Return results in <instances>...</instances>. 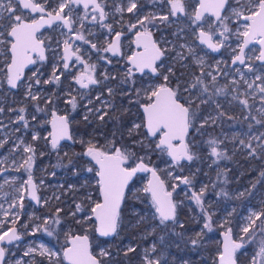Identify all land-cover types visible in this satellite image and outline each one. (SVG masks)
Wrapping results in <instances>:
<instances>
[{"label":"rangeland","instance_id":"1","mask_svg":"<svg viewBox=\"0 0 264 264\" xmlns=\"http://www.w3.org/2000/svg\"><path fill=\"white\" fill-rule=\"evenodd\" d=\"M118 1L119 3H115L114 8L109 11L113 18L116 16V19L113 21L101 22L98 16L96 21H93L92 18L84 20L80 12L77 13L76 23L78 30L84 37H90L89 41L91 43L96 44V49H92L90 45L87 46L83 41H74L73 44L74 48L77 46L80 48L78 54L81 55L82 59L87 64L95 65L93 75L97 76L98 83L88 89L80 88L74 80L75 76L85 71L84 64L76 63L74 60L68 70L63 68V41L68 38L69 34L62 33L60 32L61 30H59L58 36L52 35L53 44L51 45L52 53L50 54L51 68L49 71H41L42 67L33 69L27 77L26 83H22L20 86V92H13L7 86V72L5 71V68L10 63V52L8 50V41H10V38L0 37V39L5 40L4 44H0V108L4 109L3 112H0V144H2V146H0V234H3L13 227H17L21 235L20 240L16 244L5 247L7 249L5 264H56L57 261H59V264H66L63 258V251L68 243V238L75 233H79L76 228L77 224L79 223L83 227L82 233H87L92 226H94L95 232L96 226L94 220L87 219V217L91 216L90 209L94 206V203L100 202V191L97 183L98 177L93 174L92 171H88L91 167L90 164L85 161H81L79 166L75 167L70 173L60 171L59 167L62 166L60 163L67 164L73 161L74 148L70 144H64L56 150L52 149L49 140L50 132L49 129L45 127V123L50 120L53 111L68 115L72 123L86 121L88 126L91 127L90 135L84 137L83 134L75 132L74 136L76 142L84 143L86 147H88L90 141L101 150H104L103 147H105L106 142L100 141L97 137L105 138L106 136L96 132L97 122L101 120L99 116L107 113L110 108H113V111L122 109L123 112H131L133 117L129 131L133 136H137L135 140L132 141V144L143 146L149 151V154H153L155 150L161 152V150L156 147L158 137L156 139H150L146 134L141 133V127L133 129L134 124H140L142 126L141 119L135 114V103L137 100L132 96L136 88L135 83H140L141 80L135 77V75L128 76V68L130 66L127 65V63L124 64V66H120V63L112 58L110 52L102 51V44L105 41L100 39L105 34L104 28H108L107 25H110L112 29L111 32L115 33L117 29L126 27V23L130 21L128 24L129 28H127V31H129L132 24L139 26L140 24H138L137 21L144 16L151 15L152 12L149 9H145L143 12H140L136 18L130 20L126 17L128 13L126 9L129 6V0ZM252 6L251 0H234V5L230 8V20L233 21V23L230 22V24L234 25L233 35L236 40L234 42L235 50L237 49L238 43L241 41V38H238V33L244 30V22L242 21V17H237L234 14L233 10L245 14L247 9ZM118 8L122 9V11H117ZM17 14L21 13L18 12ZM160 14L163 15L162 9L160 10ZM23 15H25L24 11ZM7 23L8 21L6 19L0 20V24ZM81 23H83V28L80 27ZM167 25L170 26L171 34V39H168V41L171 45H177L179 39L182 37L181 32L184 23L181 21H171L168 22ZM0 31H4V29L0 28ZM107 37L108 35L106 33L105 38ZM195 43L198 44L197 41ZM183 46V49L178 48L175 53L168 56L165 67L166 71L171 68L172 72L177 66L187 70L188 77L179 81L187 80L185 84L191 85L195 83L198 77L196 76L197 73L195 72V68L197 67L200 69L207 66V64L204 58H202V55L198 57L192 52L193 49L189 44H183ZM98 49L100 51H97ZM257 56L258 53L255 52L250 55L251 64L253 63L252 60H256ZM189 57L190 59H188ZM200 59H202L203 63L197 62ZM250 68L252 69L253 66L251 65ZM54 69L55 75L60 77L58 82L55 81L53 77ZM252 71L254 72L247 76L244 70H236L237 73H235L232 79V90H236V92H234L235 95L231 92L228 94L227 102L229 105L238 104L240 102L238 85L239 83L243 85V80L244 85L248 88L250 84L252 85L250 88V95L253 96V94H255L258 97L260 96L261 100L264 101V93L259 91L260 87H264V72L262 70ZM33 73H35V75H33ZM184 74L185 72H181V75ZM257 77H260V79H257ZM37 79L40 81L39 84L36 83ZM210 79H212V76ZM45 81L52 82L45 83ZM60 83V90L52 86ZM29 84L32 86V94L36 95L38 100H42L41 103L33 105L32 108L30 106L32 102L30 101L34 100L27 94L29 91ZM109 89L112 90L111 93H109ZM241 93L244 94L245 92L242 91ZM53 94L56 95L54 101ZM73 98L76 104L75 108H73L72 104L69 102L73 100ZM52 102H54L53 105L51 104ZM216 103L220 106L219 100ZM21 108L24 109L23 112L19 111ZM97 109H99V111H97ZM257 111V115L264 117V104H260ZM21 115L24 117L23 121L19 120V116ZM218 117V115L213 116L214 119H218ZM15 123L16 125H14ZM17 131L20 133L18 136L16 135ZM240 133V142L235 147V149H239L240 154L245 153L244 156L248 158L252 155V149L264 153V131L261 132L260 135L255 132H250L249 135L244 131ZM33 136H36L37 139L34 140ZM246 138L252 141L250 147L245 145L244 139ZM35 141H38L37 144H35ZM241 141H243V143H241ZM7 145L8 147H6ZM25 146H31L35 150L31 175L37 184L38 197L40 198L38 205H35V203L28 198V193L26 191L23 192V201L21 202L19 199L21 193L18 189H21L23 182L28 179V171H26L24 167H21V165L28 155H32L31 153L24 152ZM231 150L233 151V148H231ZM205 154V160L214 161L216 159L211 155L210 150H206ZM42 159L45 163L38 162V160ZM156 168L161 173L168 191H170V189L167 183L171 184L172 189L185 185L180 179H175V177L181 176L178 173L176 164H174L172 160L169 159L168 162H164ZM216 168H219V166H216ZM7 172H10V174H5ZM2 173L4 174L2 175ZM147 179V175L137 174L131 181L127 193L131 197L138 199L140 197L145 198L146 192H144L143 189L147 186ZM205 184V186H207L208 183L205 182ZM187 193V189L184 188L179 195L178 202L175 201L173 197L174 203L177 206L179 203L187 208L191 207L190 200L186 197ZM65 194L70 195L69 197H64ZM254 197V201L249 204L243 216L242 228L249 224V217L252 216V213L259 212L264 205V190L258 191ZM142 202L145 205V210L139 220L155 221L157 218L159 219V216L155 214V209L151 202L144 199ZM21 203L23 205L22 207ZM78 204L81 205V211L76 210V205ZM210 205H212V202H210ZM57 210H59V212ZM212 210L214 213L219 214L218 219L222 224L226 223L229 214H231L230 205L217 206ZM51 211L53 215L49 214ZM73 213H75V215H73ZM70 217H76L77 219L76 221H68ZM193 217L195 216L193 215ZM56 220H59V223H56ZM46 221L47 223H45ZM195 222H198L197 218ZM152 224L151 222L149 227ZM49 232H51V235H49ZM149 234L150 233L139 234L136 237V239L140 241L145 264L146 256L153 260H160L155 254L156 241L150 246H146L145 241ZM196 234L200 235L201 238L202 227L200 225L197 227ZM99 238L100 237L96 235L94 239L95 244H98L99 247L97 254L99 255L103 249L109 255V243H104L99 240ZM109 240L112 241L113 238ZM41 245L56 252L57 256L50 259L47 254L41 255ZM124 246L128 249L130 247L132 248L134 245L128 242L125 243ZM30 248L35 249V251L25 255ZM220 253L221 249L219 248V250H217V256ZM243 254L247 255L246 252ZM215 261L217 262V260ZM164 264H189V261L175 255L171 259L165 258Z\"/></svg>","mask_w":264,"mask_h":264},{"label":"snow or ice","instance_id":"2","mask_svg":"<svg viewBox=\"0 0 264 264\" xmlns=\"http://www.w3.org/2000/svg\"><path fill=\"white\" fill-rule=\"evenodd\" d=\"M165 2L170 6L168 15L159 17L156 15L144 16L137 21L143 28V31H137L136 44L137 47H142L143 51L128 57V61L131 65V67L128 68V76H133L135 73H151L153 76H162L163 83L156 84L145 91L146 102L140 105L144 114L143 127L146 129L147 136H158L156 147L161 151H166L172 158V162L179 165L182 160L192 161L194 159V155L190 153L188 145L185 143V136L190 126H192L193 118L196 114L192 111L194 100L183 97L180 94L179 86H177V88L170 87L169 75L160 71V69L163 68L162 57L164 56V50L158 47L156 42L152 40L151 32L148 31L146 26V22L151 23L156 19L167 21L169 16L176 17L177 14H187L184 0H165ZM226 3L227 0H197L191 16L192 23L196 24L200 29L197 36L199 42L206 45L207 48L211 49L213 52L219 51L223 46L224 40L228 39L226 34L229 32V28L224 24V20L228 19V17L221 15L222 10H226ZM251 3L253 6L247 9V15L233 10L237 17H242L246 22L244 24V30L238 33V38H242V43L239 46V54L234 56L232 61L233 64L237 62L240 64L245 63L244 49L253 41L261 46L259 56H257L256 59L264 61V0H251ZM80 4H82L85 9V16L82 19H87V10L89 8H91L92 13H94L92 15L93 21H96L98 16L99 20L102 22L107 16L105 6L101 0H59L58 8L52 11H48L45 4H42L39 0H0V20L6 19L8 21L7 24H0V28L4 29V31H0V37H11V40L8 41V44H10V49L8 50L11 56L10 63L7 65V84L11 88H16L18 86L17 82L21 80L24 68L28 64L36 63L33 54L41 61L45 59L44 42L37 37V32L45 25L51 27L55 22H60V24L67 29L69 34L68 38L63 41V68L68 70L70 68L69 61L75 57V62L84 64L85 67L84 72L74 77L75 83L82 89H87L90 85L98 83L93 75L95 65L87 64L82 59L81 55L77 54L80 52L78 46L73 49L74 41H83L85 44H90L92 49H96V44L86 40L80 31L74 28L76 21L72 16V5ZM66 9L67 11H65ZM135 9H137V0H129V6L126 11L132 13ZM24 10H27L29 13H39V19H32L31 22H26V18L23 15ZM117 11H122V9L118 8ZM18 12L21 14H17ZM206 13L215 17V21L219 22V26L222 28V30L219 31V36L223 37V40L214 42L213 37L217 34V30L213 23H209L208 30L204 29L203 24L198 23L205 20ZM136 26V24H132L130 27L136 28ZM80 27L83 28V23H81ZM107 27L111 32V26L107 25ZM120 41L121 33L115 32L114 39L108 42L107 47L103 48L102 51L118 55L120 52ZM4 43L5 40L0 39V44ZM182 47L184 46L182 45ZM97 51L100 50L98 49ZM158 61H161V63L158 64ZM197 62L203 63L202 59ZM249 70H251V68ZM167 71L171 73L172 69L169 68ZM33 75H35V73H33ZM209 75L211 74L209 73ZM53 77L57 82L60 79L58 75H55V69ZM212 79L215 80V77L213 76ZM257 79H260V77H257ZM50 82L52 81H45V83ZM36 83H40L39 79L36 80ZM203 84L204 81L197 77L196 82L191 84L189 88H185L184 92H191V89H195L197 85ZM31 87V84H29V91L27 94L31 99L36 100L37 96L32 94ZM251 87L252 85L250 84L249 88ZM111 91L112 90L109 89V93H111ZM207 91V86H204L203 92ZM259 91L264 93V87H260ZM69 102L72 104L73 108L76 107L74 98ZM201 103H206V101L201 100ZM241 103L245 106L247 105L246 100L241 101ZM3 111L4 109L0 108V112ZM19 111L23 112L24 109L21 108ZM97 111H99V109H97ZM104 115H106V113L100 115L99 119L103 120ZM19 120H24L23 115L19 116ZM205 123H207V120H205ZM52 127L53 132L50 133V136L51 147L53 149L57 148L61 139L66 137L71 139V137L68 136L67 116H57L53 113ZM140 127V124L133 125V129H138ZM33 139L35 140L37 137L33 136ZM177 140L180 142L179 146L173 143V141ZM216 143V141L210 142L212 146L211 155L215 156L217 159H222L224 158V153L217 149L215 146ZM241 143H243V141H241ZM0 146H2V144H0ZM24 152L31 153L32 155H28L21 165V167H24L25 170L28 171V179L23 182L22 188L18 189L21 193L19 199L21 202L23 201V192L26 191L32 200L39 202L40 198L37 195V184L34 183L31 175L35 150L31 146H25ZM84 155L91 157V159L95 161V164L98 165L96 176L99 178L97 183L99 185L102 202L94 203V206L90 209L91 216L87 217V219L94 218L97 225L95 231L98 232L100 236L107 237L116 233L120 219L121 203L125 198V189L138 172H150L152 175L153 179L149 181L148 186H146L143 191L151 194L152 206L155 209V214L159 216L160 224L163 225L167 221H175L177 205L171 199L172 193L164 191V181L160 179L153 168H150L144 162L143 157L139 158L138 161H134L133 166L128 163L133 154L129 153L126 148L116 147L113 143L109 150L104 151L90 141ZM92 170V168L88 169L90 172ZM262 175H264V173H262ZM175 179H180L184 184L190 183L187 177H175ZM202 195L203 189L200 194H192L196 204L201 207H203ZM22 206L21 203V207ZM76 210L81 211V205H76ZM57 211L59 212V210ZM73 215H75V213H73ZM262 217H264V211L252 213V216L249 217V224L242 228V233L244 235L240 237L241 242L233 240L232 229H227L224 233L223 251L219 254V264H235V253L237 250L243 248V241L249 236L250 231L255 230L256 221L261 220ZM45 223H47V221ZM56 223H59V220H56ZM262 224H264V220H262ZM204 227L210 228V224L206 223ZM9 231L11 234H9V232L0 234V242L7 240L8 243H11L19 239L14 228ZM261 233L264 235V228L261 229ZM49 235H51V232H49ZM69 243L71 246L65 248L63 252V258L68 261V264H102V260L93 255L90 251L89 237L87 234L74 235L70 238ZM192 244H197V240L193 239ZM134 250V248H128V251ZM33 251H35V249L30 248L25 255ZM40 254H47L50 259L57 256L56 252L45 248L43 245H41ZM99 255L100 257H104L107 256L108 253L102 249ZM257 255L261 257L258 264H264V240L260 242ZM4 256L5 249L0 247V264H4ZM145 259L146 264H160L159 259L153 260L147 256ZM56 264H59V261H57ZM253 264H257L255 258Z\"/></svg>","mask_w":264,"mask_h":264},{"label":"trees","instance_id":"3","mask_svg":"<svg viewBox=\"0 0 264 264\" xmlns=\"http://www.w3.org/2000/svg\"><path fill=\"white\" fill-rule=\"evenodd\" d=\"M176 68L180 70V67L177 66ZM60 85L61 83L57 85L58 90L61 89ZM192 111L195 112L194 106ZM132 117L131 112H123L122 109L113 111V108H110L104 119L97 122L96 132L106 136L105 138L98 137L100 141L106 142L105 147H103L104 151L109 150L113 143L116 147L126 148L129 153L133 154L129 160V164L133 166L134 161H138L141 157L147 165L152 167L168 162L166 151L155 150L153 154H149V151L143 146L132 144V141L137 137L129 131ZM234 118L236 119L235 116ZM226 121L227 123L230 122ZM196 123L195 115L187 140L189 151L194 155V159L176 165L181 178L187 177L190 183L175 189H172L171 184L167 183L174 200L177 202L180 193L186 188L188 192L186 197L190 200L191 207L187 208L178 203L175 221L165 222L163 225L160 224L158 218L155 221H140L139 218L145 210L142 200L151 202V196L146 193L145 198L140 197L138 199L126 193L120 210L118 228L112 237L113 240L99 238L104 243H109V255L106 257L98 255L102 264H145L140 241L136 239L139 234L150 233L145 241L146 246H150L156 241L155 254L160 258V264H164L165 258L171 259L175 255L188 260L189 264H217L215 260L218 258L217 250L221 246V232L228 228L232 229L234 238L241 242L240 237L244 235L242 233L243 216L249 204L254 201V195L258 191L264 190V175H262L264 173V153L252 149V155L246 158L245 153L240 154L239 149H235L239 142L237 135L229 134L228 137L218 134L201 135L196 130ZM74 126L76 133H81L84 137L90 135L91 127L86 121L75 123ZM232 136L233 138H231ZM219 139L222 142L217 147L224 149V158L217 159L213 156L217 160H205L206 150L211 152L210 142ZM84 158L83 145L79 146L77 143L74 148L73 161L67 164L60 163L62 164L59 167L60 171L72 172L81 161L87 162ZM41 163H45V161L42 159ZM90 167L93 169L92 173L96 175L95 167L93 165ZM205 182L208 183L207 186H205ZM202 189L203 207L198 206L192 196L193 193L200 194ZM69 195L65 194L64 197H69ZM225 205H230L231 214H229L226 223L222 224L218 219L219 214L214 213L212 209ZM261 211H264V205L259 212ZM49 214L53 215L52 211ZM196 218L198 222H195ZM76 219V217H70L68 221H76ZM262 220L264 217L256 221L255 230L250 231L249 236L243 241L244 246L237 253L238 264H253L254 258L258 264L261 260L257 253L261 240H264V235L261 233V229L264 228ZM151 222L153 224L149 227ZM206 223L210 224V228L204 227ZM199 225L202 227L201 238L200 235L196 234ZM76 228L79 233L83 232V227L79 223ZM87 234L91 238L93 251L97 253L99 247L94 241L96 238L94 226L87 231ZM193 239L197 240V244H192ZM128 242L134 245L132 247L135 249L134 251H128L124 246ZM244 252L247 255H244Z\"/></svg>","mask_w":264,"mask_h":264},{"label":"flooded vegetation","instance_id":"4","mask_svg":"<svg viewBox=\"0 0 264 264\" xmlns=\"http://www.w3.org/2000/svg\"><path fill=\"white\" fill-rule=\"evenodd\" d=\"M39 2H41L42 4H45L48 11H52L58 8L59 0H39ZM101 2L104 4L105 12L107 13L106 18L103 21H113L114 19H116V16H114L113 18L112 14H110L109 11L113 9L115 3H119V1L118 0H101ZM184 2L186 5L187 14H177L176 17L169 16V19L167 21H161L159 19H156V20H153L151 23L146 22L148 31L151 32V36L153 37L157 46L160 47L162 50H164V56L162 57L163 68H161L160 71L163 72L164 74L169 75V86L170 87L177 88V86H179L180 94L183 97H185L186 99L194 100L193 106H194L195 114L197 118L196 130L199 134L201 135L202 134H218V135H223L226 137H228L229 134L237 135L239 137V142L241 139L240 138L241 131L242 132L244 131L247 135H249L250 132H255L260 135L261 132L264 131V117H262L261 115H257V112H258L257 109L258 107H260V104H264V101L261 100L260 96L258 97L255 94H253V96L250 95L251 89L248 88L246 85H244V80H243V85L240 83L238 85V90H239L238 94L240 96V102L238 104H233V105H229V103L227 102L228 94L231 92L233 93V95H235L234 92H236V90L235 91L232 90V79L235 76V73H237L236 70L237 71L244 70L247 76H249L250 74L254 72L252 70H262L264 72L263 62H260L258 59H256V60H252L253 63L251 64L250 55L255 52V53H258V56H259L260 46L258 45L252 44L247 49V51L245 52V57H244L245 63L243 65H235L232 62L234 59V56L239 53V46L242 43V38H241V41L238 43L237 49L235 50L234 42L236 40H235V36L233 35L234 25L230 24V22L233 23V21L230 20V16H231L230 8L233 7L234 0H227L226 6H225L226 10L222 11V16L228 17V19H226L227 21L224 20V24H226L229 28V32L226 34L228 36V39L224 40L223 46L219 49V51H216V52H213L212 50L207 48L205 45L201 44L197 38L198 32L200 29L197 27L196 24H193L191 20V16L194 11V6H196L197 0H184ZM169 7L170 6L166 4L165 0H138L137 9H135L132 13L128 12L126 17L127 19L133 20L134 18L137 17V15L140 12H143V10L145 9H149L152 12L151 15H156L157 17L162 16L160 14L161 9H162L163 15H168ZM65 11H67V9ZM79 12L82 15V17L85 16V9L83 8L82 4L72 5V16L75 19V21H76V16L78 15L77 13ZM24 13H25L24 16L26 18V21L28 22H31L32 19H39V16H40V14L32 16L29 12H26V11H24ZM87 13H88L87 19H84V20H88V18H92V15L94 14L92 13L91 8L87 10ZM247 14L248 12H246L244 15H247ZM171 21H177V22L181 21L184 23V25L182 26V32H181L182 37L181 39H179L177 45H171L168 41V39H171V34H170V26H168L167 23ZM242 21L244 22V24L246 23L243 19ZM129 23L130 21L126 23L127 24L126 27L116 30V32L121 33L119 54L113 55L111 52L110 54L112 55V58L116 60V62L120 63V66H124V64L127 63V65L131 67L128 61V57L132 56L135 52H139L142 50L141 47H137L136 33L137 31H143V28L141 27V25H139V26H136V28L130 27V30L127 31V28H129V25H128ZM198 23L203 24V27L205 30H208L209 23H213L214 27H216V30H217V34L213 37L214 42L223 40V37L219 36V31H221L222 28L219 26V22L215 21V17H212L211 15L206 13L205 20L198 22ZM74 28L78 30L77 23H75ZM59 30H61L60 32L62 33H65V34L68 33L67 29L64 28L60 24V22H57L53 24L51 27L46 28L42 32L37 33V37L43 40L44 42V47L46 48V60L41 61L34 54L35 55L34 59H36V63L33 65L32 68L27 70L24 79L22 80V82H20L18 86V89L14 91L12 90L13 92L15 93L20 92V86L22 85V83H26L25 81H27V77L29 76V74L31 73L33 69L42 67L45 70L41 69V71H49V69L51 68L50 54L52 53L51 45L53 44L52 35L58 36ZM104 32L105 34L100 38L101 40L105 41L102 44L103 48L107 47L108 42L112 41L114 38V32H109L108 28L105 27ZM106 33L108 35L107 38H105ZM9 38L11 40V37ZM89 38L90 37L85 36V39L88 41L90 40ZM196 41L198 44L195 43ZM183 44H186V45L189 44L190 47H192L193 49L192 52H194V54H196L198 57L202 55V58H204L205 63L207 64V66L202 67L200 69L197 67L195 68V72L197 73L196 76H198L201 80H203L204 84L197 85L195 89H191V92H184L185 88L190 87V85L185 84L187 80L181 81V82L179 81V80H184L188 77L187 70H184L181 67H180V70H178L175 67L172 73H168L165 67V62L168 60V56L170 54L175 53V51L178 48L183 49V47L181 48ZM86 45L88 46L90 44H86ZM8 47H9L8 49H10V44H8ZM73 49H75L74 46H73ZM188 59H190V57ZM74 60H75V57H73V62ZM157 63L160 64L161 61H158ZM251 65L253 66V68L249 70ZM5 71L6 72L8 71L7 67L5 68ZM181 72H185V74L181 75ZM209 73L211 75H209ZM211 76L212 77L214 76L215 80L210 79ZM94 77L98 81L97 76H94ZM135 77L141 80L140 83L138 82L135 83L136 88L134 89V92L132 93L133 98L137 100L135 103L136 104L135 114L137 117L141 119V122H142L141 132L146 134V129L143 127L144 114L142 112L140 105L146 102L145 91L156 84L163 83V78L162 76H153L151 73H147V74L135 73ZM52 86L55 87V89H57V84L55 86L54 85ZM92 86L94 85H90L88 88ZM204 86H207V89H208L207 92H203ZM242 91L245 93L242 94L241 93ZM55 96L56 95L53 94V101L55 100ZM201 100L206 101V103H201ZM218 100H219L220 106H218L216 103ZM243 100L247 101L246 106L241 103V101ZM30 102H32V105H30L29 103V105L32 108L33 105L41 103L42 100L36 99ZM51 104L53 105L54 102H52ZM214 115H218L219 116L218 119H214L213 118ZM234 116L236 117V119L234 118ZM51 118H52V114H51ZM51 118L50 120H48L47 123H45V127L49 129L50 133H51V130H50ZM205 120H207V123H205ZM226 120L230 122L227 123ZM68 121L70 122L71 133H72V138H73L74 143L73 144L64 143V144H70L73 146V148H75V146L77 145V142L74 136V133L76 132L75 131L76 129L74 128L75 123H72L69 117H68ZM14 125H16V123ZM190 129H191V126H190ZM190 129H189V133H190ZM16 135L17 136L20 135L19 131L16 132ZM157 137L155 138L149 137V138L156 139ZM231 138H233V136ZM49 140H50V145H51L50 135H49ZM244 141L247 147H249L252 142L248 138L244 139ZM37 142L35 144H37ZM216 142L217 143L215 146L217 147L218 145L221 144L222 140L219 139ZM78 145L79 146L83 145L84 153H85V151L87 150L86 144L78 143ZM6 147H8V145ZM217 149L219 151L224 150V149H219L218 147ZM84 159L87 160V163H89L90 165H93L90 162V160L87 158V156H85ZM41 161L42 160H38L39 163H41ZM149 167H152V166H149ZM3 174L4 173H2V175ZM5 174H10V172H7ZM137 174H144V175H147L148 177V173H137ZM130 184H131V181H130ZM79 234H83V233H79ZM5 250H6V259H7V249Z\"/></svg>","mask_w":264,"mask_h":264},{"label":"water","instance_id":"5","mask_svg":"<svg viewBox=\"0 0 264 264\" xmlns=\"http://www.w3.org/2000/svg\"><path fill=\"white\" fill-rule=\"evenodd\" d=\"M82 6H83V5H82ZM24 11L28 12L27 10H24ZM222 11H223V10H222ZM30 14H31L32 16H35V15H37V14H39V13H30ZM221 15H222V13H221ZM26 22H28V21H26ZM55 23H57V22H55ZM55 23H53V24H55ZM53 24H52V25H53ZM46 28H49V26H48V25H45V26L42 27L37 33L42 32V31L45 30ZM151 38H152V40L154 41V39H153L152 36H151ZM113 39H114V38H113ZM136 39H137V37H136ZM154 42H155V41H154ZM252 44L260 46V45L257 44L255 41H253L252 43H250V44L248 45V47H246V48L244 49V57H245V52L247 51V49H248ZM205 46H206V45H205ZM206 47H207V46H206ZM260 47H261V46H260ZM44 48H45V47H44ZM141 48H142V47H141ZM210 50H211V49H210ZM141 51H143V48H142ZM141 51H139V52H141ZM135 53H137V52H135ZM135 53H134V54H135ZM10 54H11V53H10ZM44 54H45V59H44V60H46V48H45V53H44ZM134 54H133V55H134ZM238 54H239V53H238ZM34 56H35V55L33 54V58H34ZM259 61L264 63V61H261V60H259ZM72 62H73V58L69 61L70 66H71ZM33 65H34V64H28V65L24 68V70H23V74H22V76H21V80L17 82V83H18V86H19L20 82H22V80L24 79L27 70L30 69V68H32ZM235 65H243V64H240L239 62H237V63H235ZM7 70H8V69H7ZM146 71H147V70H146ZM139 74H140V73H139ZM18 86H17L16 88H11V87L8 85V87H9L11 90H13V91H14V90H17V89H18ZM141 109H142V108H141ZM142 112H143V109H142ZM53 113H55L57 116H67V115H65V114H61V113H59L58 111H53V112H52V118H51V121H50V130H51V133L53 132V127H52ZM67 118H68V116H67ZM189 129H190V128H189ZM68 136H70L71 139H68L67 137L64 138V139H61V140L59 141L58 146H60V145H62V144H64V143H70V144H73V143H74L73 138H72V133H71V126H70V122H69V121H68ZM188 136H189V130H188V133H187L186 136H185V143H186L187 145H188V142H187ZM150 138H155V137H150ZM173 143H174L175 145L179 146V143H180V142L177 140V141H173ZM58 146H57V147H58ZM188 148H189V147H188ZM167 155H168V154H167ZM87 158L90 160V162H91V163L96 167V169L98 170V165L95 164V161H93V160L91 159V157H89V156H87ZM168 158H169L170 160H172V158H171L169 155H168ZM181 162H182V163H186V162H188V161H187V160H182ZM150 168H153V169L156 171L157 175L160 177V179H161L162 181H164L163 178L161 177L160 173L158 172L157 168H155V167H150ZM138 173H148V179H147V186H148L149 181L153 179L151 173H150V172H138ZM33 181H34V179H33ZM34 183H36V182L34 181ZM129 184H130V182H129ZM128 188H129V185H128V187L125 189V194L127 193ZM164 191H165V192H170V191H168V190L166 189L165 183H164ZM149 194H150V193H149ZM37 195H38V189H37ZM99 195H100V194H99ZM150 196H151V194H150ZM28 198H29L31 201H33V202L35 203V205H38V204H39V202H37L36 200H32V199L30 198L29 195H28ZM171 199L173 200V196L171 197ZM123 201H124V200H123ZM123 201H122V203H121V207H122ZM100 202H102V197H101V195H100ZM173 202H174V200H173ZM121 207H120V210H121ZM93 220H94V218H93ZM94 222H95V220H94ZM167 222H169V221H167ZM95 226H97V225H96V222H95ZM13 228L16 230V234L19 236V239H18V240H15V241H12L11 243H8L7 240L2 241V242H0V247H3L4 249H6V248H5L6 246L14 245V244H16V243L20 240V237H21V236H20V234H19L18 228H17V227H13ZM13 228H11V229H13ZM9 230H10V229H9ZM9 230H8L7 232H9V234H11ZM226 231H227V230H224V231L221 232V246H220L221 252L223 251V244H224V239H225V237H224V233H225ZM95 232H96V231H95ZM85 234H87V233H83V234H79V233H77V234H74V235H85ZM74 235H72V236H74ZM87 235H88V234H87ZM96 235L99 236V237H103V236H100L98 232H96ZM114 235H115V233L112 234V235H110V236L103 237V238H109V239H110V238H112ZM72 236H70V237L68 238V243H67V245H66L65 248L71 246V244L69 243V241H70V238H71ZM88 237H89L90 251L92 252L93 255H95V256H97L98 258H100V257L98 256V254H97L96 252L93 251V249H92V241H91V238H90L89 235H88ZM232 239L235 240V241H237V240L234 238L233 233H232ZM237 242H238V241H237ZM65 248H64V250H65ZM239 250H240V249H239ZM239 250H237V252L235 253V256H234L235 264H238L237 253H238ZM63 252H64V251H63ZM5 259H6V250H5V256H4V264H5ZM65 262H66V264H68V261H67V260H65ZM217 264H219V255H218V258H217Z\"/></svg>","mask_w":264,"mask_h":264}]
</instances>
